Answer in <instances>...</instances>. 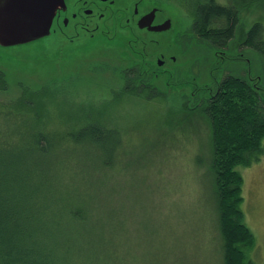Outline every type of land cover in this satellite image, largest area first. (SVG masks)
<instances>
[{
	"label": "rangeland",
	"instance_id": "rangeland-1",
	"mask_svg": "<svg viewBox=\"0 0 264 264\" xmlns=\"http://www.w3.org/2000/svg\"><path fill=\"white\" fill-rule=\"evenodd\" d=\"M203 1L111 5L126 9L121 21L136 4L139 15L156 7L158 19L172 26L160 33L131 32L125 40L112 31L73 41L50 35L0 45V103L27 88L42 91L51 124L60 130L81 119L112 130L105 143L69 147L85 167L86 153H104L102 144L112 153L110 190L91 187L93 227L80 242L89 264H224L212 126L200 108L229 75L246 79L264 100V51L246 44L256 22L264 37V0H218L233 2L241 15L223 46L197 32L195 7ZM237 168L244 177L242 210L256 240L248 260L264 264V155Z\"/></svg>",
	"mask_w": 264,
	"mask_h": 264
},
{
	"label": "trees",
	"instance_id": "trees-1",
	"mask_svg": "<svg viewBox=\"0 0 264 264\" xmlns=\"http://www.w3.org/2000/svg\"><path fill=\"white\" fill-rule=\"evenodd\" d=\"M227 2L206 0L195 7L197 32L220 46L230 42L241 20L238 6ZM246 44L264 51L262 23L249 28ZM4 75L0 71V80ZM218 87L200 110L212 126L224 264H253L247 254L256 240L242 210L244 177L237 167L264 155V100L238 76H227ZM40 94L27 88L0 103V264H89L80 242L91 231V187L110 190L112 153L102 144L104 153H86L85 167L69 147L105 143L112 130L90 119L68 120L75 125L60 130Z\"/></svg>",
	"mask_w": 264,
	"mask_h": 264
},
{
	"label": "flooded vegetation",
	"instance_id": "flooded-vegetation-1",
	"mask_svg": "<svg viewBox=\"0 0 264 264\" xmlns=\"http://www.w3.org/2000/svg\"><path fill=\"white\" fill-rule=\"evenodd\" d=\"M115 1L116 0H64V4L57 8L54 15L50 35L57 36L59 39H64L66 37L69 41H73L79 39L82 34H90L91 37H96L97 34L107 35L113 31L114 34L122 36L123 38L126 36L124 38L126 40L131 32L133 34L138 33V31L160 33L172 27L165 30H152L149 26L141 27L139 25V19L150 13L154 8H157L154 7L150 11L139 15L140 9L138 4L135 5L131 17L127 16L125 21H121L122 19L119 18L122 14L124 15L126 13L123 11L126 9L112 7L111 5ZM157 12L158 9L156 10L152 22L153 26L160 25L167 20L165 19L162 21V19H158ZM158 62L160 64L163 63V61L160 62L159 60ZM140 74H142V72L139 70V75ZM143 85H145V83H143ZM218 88L219 87H217L216 91ZM213 94H211V96H213Z\"/></svg>",
	"mask_w": 264,
	"mask_h": 264
},
{
	"label": "water",
	"instance_id": "water-1",
	"mask_svg": "<svg viewBox=\"0 0 264 264\" xmlns=\"http://www.w3.org/2000/svg\"><path fill=\"white\" fill-rule=\"evenodd\" d=\"M63 4L64 0H0V45H19L50 35L56 10ZM156 10L142 16L139 25L152 30L170 28V19L152 25Z\"/></svg>",
	"mask_w": 264,
	"mask_h": 264
}]
</instances>
